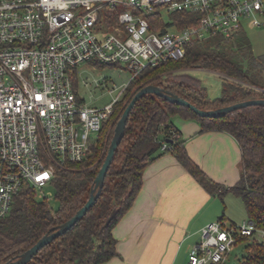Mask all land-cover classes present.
I'll use <instances>...</instances> for the list:
<instances>
[{"label":"built area","instance_id":"obj_1","mask_svg":"<svg viewBox=\"0 0 264 264\" xmlns=\"http://www.w3.org/2000/svg\"><path fill=\"white\" fill-rule=\"evenodd\" d=\"M181 13L195 22L181 28ZM242 20L264 28V0H0V219L23 190L47 198L57 167L88 158L144 71L183 59L191 42L243 31ZM89 63L131 72L103 108L86 105L75 86ZM241 241L264 250V230L210 223L187 264H226Z\"/></svg>","mask_w":264,"mask_h":264},{"label":"trees","instance_id":"obj_2","mask_svg":"<svg viewBox=\"0 0 264 264\" xmlns=\"http://www.w3.org/2000/svg\"><path fill=\"white\" fill-rule=\"evenodd\" d=\"M175 20L181 28L195 22L192 15L182 13L175 15ZM191 70L221 74L224 77L221 96L211 99L207 88L175 80L179 72ZM77 84L78 81L76 88ZM150 85L179 95L203 110L264 100V56L254 55L252 45L241 31L191 42L183 59L144 71L130 84L125 100L122 101L123 97L115 106L114 115L88 158L82 163H66L56 168L51 186L59 204L57 210L33 188L23 190L15 198L10 214L0 219V264L17 261L86 204L119 120L135 95ZM176 116L199 121L202 132H225L237 140L242 152L241 176L237 184L222 189L207 180L186 151L185 141L174 124ZM165 144L172 150L162 152ZM161 152L174 154L209 193L222 199L227 194L241 199L248 220L264 230V106L247 107L221 118H203L187 107L147 95L130 114L124 139L100 198L69 232L40 250L28 264H106L118 257L113 230L132 207L143 186L147 167ZM242 261V264H264L261 245L247 243Z\"/></svg>","mask_w":264,"mask_h":264},{"label":"crops","instance_id":"obj_3","mask_svg":"<svg viewBox=\"0 0 264 264\" xmlns=\"http://www.w3.org/2000/svg\"><path fill=\"white\" fill-rule=\"evenodd\" d=\"M174 124L189 157L211 184L222 189L237 184L242 152L232 135L202 132L199 121L180 116ZM228 197L234 196H224ZM224 198L209 193L174 154H160L147 167L132 207L113 230L119 256L106 264H187L192 248L201 241L202 229L226 220ZM242 263V255H237L232 264Z\"/></svg>","mask_w":264,"mask_h":264},{"label":"rangeland","instance_id":"obj_4","mask_svg":"<svg viewBox=\"0 0 264 264\" xmlns=\"http://www.w3.org/2000/svg\"><path fill=\"white\" fill-rule=\"evenodd\" d=\"M245 27L242 31L250 44L252 45L253 53L255 56H264V28H254L247 25L246 20H242ZM110 29H114L111 26ZM78 84L77 91L80 99L90 107L103 108L114 101L119 96V91L114 95L110 93L112 89L118 88L127 84L131 79V72L124 66H106V65H93L83 64L77 73ZM175 80L182 83L207 88L208 95L212 98H218L222 93L223 76L211 71L205 70H191L179 72L174 76ZM87 82V84L85 83ZM126 95L124 96V101ZM45 196L49 204L58 209V202L55 197V190L52 186L43 188ZM39 197H40V192ZM223 210L226 214L227 224H242L247 221L244 204L241 199L235 197L224 198ZM231 217V218H229ZM247 242H240L236 245L230 254L226 264L235 263L237 255L241 256L244 253Z\"/></svg>","mask_w":264,"mask_h":264},{"label":"water","instance_id":"obj_5","mask_svg":"<svg viewBox=\"0 0 264 264\" xmlns=\"http://www.w3.org/2000/svg\"><path fill=\"white\" fill-rule=\"evenodd\" d=\"M147 95H156L159 98H162L172 104L187 107L191 109L195 114L203 118H221V117H224L225 115L231 114L233 112L239 111L247 107L264 106V100H250V101L238 103L235 105L227 106L224 108H219L217 110H203V109L198 108L194 104L190 103L186 99L180 97L179 95H176L158 86L150 85V86L144 87L135 95L133 100L130 102V104L124 111L121 119L119 120L115 128L114 137L109 146L106 159L102 165V168L99 171L97 178L95 179V184H94V187L92 188L91 196L89 200L86 202V204L76 213V215L72 219L60 225L52 234H48L44 236L42 239H40L32 248H30L24 254H22L17 261L5 263V264H28L30 261H32V259L35 256H37L40 250H42L44 247H46L47 245H49L56 239L65 235L82 218L86 216L88 211L95 205V203L101 196L102 190L105 185L107 174L112 166L116 152L124 139L126 127H127L131 112L133 111L136 104Z\"/></svg>","mask_w":264,"mask_h":264}]
</instances>
